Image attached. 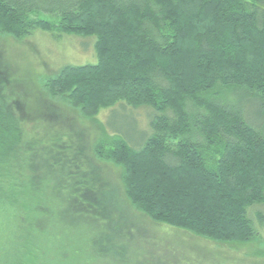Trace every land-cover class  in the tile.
<instances>
[{"label":"trees","instance_id":"obj_1","mask_svg":"<svg viewBox=\"0 0 264 264\" xmlns=\"http://www.w3.org/2000/svg\"><path fill=\"white\" fill-rule=\"evenodd\" d=\"M35 30L95 37L97 63L66 64L43 81L51 99L90 119L117 105L153 113L142 140L130 138L136 147L107 123L88 147L61 115L50 122L57 112L29 115L0 94V264H36L42 241L62 233L117 232L101 162L121 166L127 201L157 223L217 242L256 236L249 208L264 205V0H0V33L23 39ZM6 81L7 72L0 91ZM85 247L105 256L97 239L77 250Z\"/></svg>","mask_w":264,"mask_h":264},{"label":"rangeland","instance_id":"obj_2","mask_svg":"<svg viewBox=\"0 0 264 264\" xmlns=\"http://www.w3.org/2000/svg\"><path fill=\"white\" fill-rule=\"evenodd\" d=\"M94 46L95 37L54 36L35 30L23 39H16L0 33V76L7 72L9 80L3 83L0 94L13 104V109L22 107L29 115L35 109L47 110L51 117L54 114L52 111L57 112L58 117L50 122L58 123L57 119L61 120L62 117V120L65 119L63 122L84 133L88 147L104 137L105 123L111 128L123 130L116 132L112 129L113 133L135 146L130 138L142 140L145 130L149 131V119L153 113L150 107L134 109L117 105L110 110H102L96 118L90 119L63 104L60 98L51 99L43 89V81L66 64L97 63ZM112 110L117 111L113 116ZM34 123L25 127L28 138L34 137L35 128L31 127ZM99 165L103 168L101 173L107 178L109 196L117 209V232L106 230L108 233L98 240L94 231H90V236L76 230L73 233L64 231L66 234L57 235L54 240L50 239L47 243L42 241L44 246L36 264H264V229L256 216L252 215L254 207H257L256 212L264 211V205L256 204L249 208V217L257 232L252 240L242 243L217 242L151 220L127 201L120 179L121 166L107 162ZM86 239H97V244L106 249L105 256L86 254L87 247L84 253L77 250L78 245L84 246Z\"/></svg>","mask_w":264,"mask_h":264}]
</instances>
